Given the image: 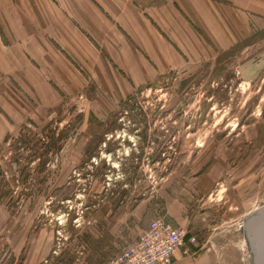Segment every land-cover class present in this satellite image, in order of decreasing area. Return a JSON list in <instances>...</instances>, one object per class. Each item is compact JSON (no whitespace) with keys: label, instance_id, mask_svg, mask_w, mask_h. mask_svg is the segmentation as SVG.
Here are the masks:
<instances>
[{"label":"rangeland","instance_id":"1","mask_svg":"<svg viewBox=\"0 0 264 264\" xmlns=\"http://www.w3.org/2000/svg\"><path fill=\"white\" fill-rule=\"evenodd\" d=\"M246 1L235 43L167 48L142 8L0 0V264H112L156 218L183 235L174 264H263L264 0Z\"/></svg>","mask_w":264,"mask_h":264},{"label":"crops","instance_id":"2","mask_svg":"<svg viewBox=\"0 0 264 264\" xmlns=\"http://www.w3.org/2000/svg\"><path fill=\"white\" fill-rule=\"evenodd\" d=\"M100 1V0H97ZM116 1V0H113ZM119 1V0H118ZM122 3L113 2L110 12L105 5H100L107 14L113 17L136 13V9L142 8L156 22L145 27L146 36L150 43H163L168 48V43H218L220 47L227 43H235L237 34L247 32L251 28L246 21L235 19L234 7L240 6L250 13L259 12V8L252 2L246 0H120ZM237 9V8H236ZM157 26V27H156ZM147 41V42H148ZM148 42V43H149ZM112 226L119 218L112 219ZM115 220V221H114ZM138 231L137 234H140ZM112 230L113 227H111ZM109 230H103L106 232ZM114 242V241H113ZM115 243V242H114ZM174 255V261L177 256ZM74 264H88L76 262Z\"/></svg>","mask_w":264,"mask_h":264},{"label":"built area","instance_id":"3","mask_svg":"<svg viewBox=\"0 0 264 264\" xmlns=\"http://www.w3.org/2000/svg\"><path fill=\"white\" fill-rule=\"evenodd\" d=\"M183 240L181 231L171 223L163 218L153 219L114 257L112 264H174V255Z\"/></svg>","mask_w":264,"mask_h":264},{"label":"bare ground","instance_id":"4","mask_svg":"<svg viewBox=\"0 0 264 264\" xmlns=\"http://www.w3.org/2000/svg\"><path fill=\"white\" fill-rule=\"evenodd\" d=\"M251 230L253 231V239H254V246L255 251H260L262 254V235H261V223L252 224ZM262 264V263H260Z\"/></svg>","mask_w":264,"mask_h":264},{"label":"water","instance_id":"5","mask_svg":"<svg viewBox=\"0 0 264 264\" xmlns=\"http://www.w3.org/2000/svg\"><path fill=\"white\" fill-rule=\"evenodd\" d=\"M261 223V235H262V262L264 264V217L260 221Z\"/></svg>","mask_w":264,"mask_h":264}]
</instances>
